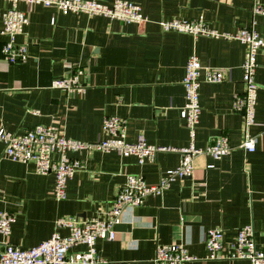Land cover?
<instances>
[{"label": "crops", "instance_id": "0c3cea01", "mask_svg": "<svg viewBox=\"0 0 264 264\" xmlns=\"http://www.w3.org/2000/svg\"><path fill=\"white\" fill-rule=\"evenodd\" d=\"M129 1L140 4L149 20L134 23L102 15L63 14L54 6L19 3L30 17L26 33L19 37L29 43V58L8 63L0 57V131L21 134L43 123L62 125L68 137L96 141L105 136V117L118 115L127 119L130 141L142 135L148 143L188 146L192 137L180 116L186 101L182 81L188 58L196 54L203 65L224 67L227 80L202 83V113L194 143L206 147L212 138L225 134L232 152L220 160L197 155L191 177L176 179L161 195H149L116 225L115 239H98L96 247L113 264H155L160 243H183L190 253L205 257V230L223 228L225 252L230 253L238 229L248 224L254 226L258 246L264 245V54L258 55L259 88L251 128L257 146L249 152L241 147L243 115L233 106L235 95L245 88V43L164 31L160 25L164 19L203 20L232 33L253 25L264 37V15L253 13L254 0ZM8 6V1L0 0V48L6 40L1 32ZM77 68L85 71L83 92L70 94L52 87L55 78ZM71 156L85 159V167L68 181L67 198L58 200L54 173L40 174L31 162L5 157L0 140V210L16 215L10 235L0 234V251L6 242L23 248L40 244L55 231L58 217H102L128 174H141L155 183L180 161L178 152H159L153 162L143 165L136 156L116 151ZM184 264L252 263L220 259Z\"/></svg>", "mask_w": 264, "mask_h": 264}, {"label": "built area", "instance_id": "2783aa9c", "mask_svg": "<svg viewBox=\"0 0 264 264\" xmlns=\"http://www.w3.org/2000/svg\"><path fill=\"white\" fill-rule=\"evenodd\" d=\"M10 3L3 12L2 35L6 40L0 48L1 59L8 63L25 62L29 58V43L20 41L25 27L30 22L28 13L19 8L20 2L30 5L43 4L54 6L61 13H86L102 15L126 22L144 23L149 20L140 4L129 0H114L107 3L101 0H6ZM253 13L264 15V3L254 0ZM164 31H179L194 36L223 37L237 39L246 45L245 59L242 65L244 92L234 97V109L244 118L243 140L241 147L254 152L257 139L251 133L255 124L258 82L256 71L259 66L258 55L264 54V37L254 28L241 27L235 33L220 31L203 20L183 18L160 21ZM85 71L77 68L57 77L52 87L70 94L83 92L82 81ZM227 80L226 69L221 66L203 65L196 54H192L186 63L183 78L185 104L180 108V116L185 122L192 142L185 147H173L148 143L141 135L136 141L127 137V119L118 115H108L104 119L105 136L96 141H86L68 137L62 125L37 124L24 133L0 131V140L4 143V155L13 161L33 163L40 174L55 175L54 197L58 200L67 198V184L75 173L85 167V159L71 156L72 153L85 152L87 157L96 151H116L122 156L134 155L140 165L153 162L159 152L180 153L179 164L161 173L155 183L148 182L141 174H128L126 182L118 191L111 206L102 217L81 220L76 216H61L55 221L56 229L52 235L40 244L23 248L6 242L0 251V264H113L97 249L98 239L116 238V225L124 216L132 213L135 207L142 205L149 195H161L173 181L191 177L194 173V158L207 154L216 160L223 159L232 152V145L227 135L222 134L211 139L206 147H197L194 143L196 129L200 123L202 104L200 88L203 82L221 83ZM38 113L37 111H34ZM16 215L7 210H0V234L10 235ZM61 229L68 233L62 235ZM203 239L207 255L199 257L189 252L183 243H160L156 248L155 264H184L196 260L247 259L252 264H264V245L258 246L255 240L253 224L238 229L235 240L231 243L230 253L225 249V231L214 227L204 231ZM83 245L85 249L75 247Z\"/></svg>", "mask_w": 264, "mask_h": 264}]
</instances>
